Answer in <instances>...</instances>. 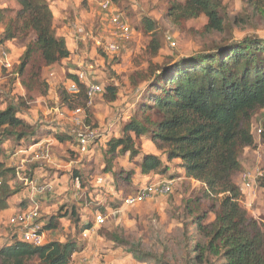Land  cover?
<instances>
[{
	"label": "rangeland",
	"instance_id": "374dc122",
	"mask_svg": "<svg viewBox=\"0 0 264 264\" xmlns=\"http://www.w3.org/2000/svg\"><path fill=\"white\" fill-rule=\"evenodd\" d=\"M186 1L114 0L134 35L121 53L109 55L103 50L111 40L109 23L97 0H51V6L58 16L57 29L61 33L63 29L72 31L74 54L71 60L44 70L41 79L33 83L31 92L23 82L28 83L33 79L32 73L37 71L33 66L39 67L40 60L36 58L20 77L18 71L24 54L23 44L8 42L4 45L14 61V67L8 72L0 66V112L11 107L16 109L17 117L32 125L37 134L21 141L15 137H0L4 151L1 162L4 169L9 171L5 176L11 181L13 189L21 192L10 199V209L0 211V249L21 241L19 230L11 225V221L36 204L40 207L38 222L43 227L50 221L58 223L55 231L44 230L47 242L75 239L80 248L89 247L86 243L90 238L85 241L82 234L94 227L97 213L106 215V224L96 228L97 242L71 264L150 263L149 257H146L147 263L138 261L129 252L131 247L116 245L107 238L116 232L140 244L141 247L134 248L136 251L139 248L162 251V244H169V237L179 226L174 214L179 211L183 199L198 195L201 185L186 180L181 162L167 160L148 135L135 138L139 156L118 154L111 166L107 164L108 144L113 138L123 136L124 126L138 113L140 103L146 102L144 92L151 80L146 82L145 78L150 75L151 64H174L191 56L211 53L226 40L241 42L255 37L264 40V18L256 15L246 0L222 1L221 15L227 28L220 35L205 32L208 23L205 15L174 24L169 17L170 7L173 3ZM19 8L15 0H0V12L9 11L6 13L7 21L15 17L12 11L16 12ZM147 20L156 23L152 33L144 30ZM3 33L4 25L0 21V37ZM157 46L159 49L156 51ZM80 73L84 75L83 81L104 88L89 106L87 101L73 105L71 100L63 99V96L68 97L66 90L72 82L71 77ZM108 86L118 88L117 101L107 100L105 88ZM74 108H83L86 128L97 130L101 135L91 145L88 155L78 152L73 136V130L78 128L73 122ZM263 125L264 110L254 116L253 134L256 141L260 139L258 132ZM57 133L73 138L63 143L55 138ZM257 142L249 150L246 161V153L242 156L241 161L246 167L239 174L264 169V145ZM257 153L260 162L256 159ZM146 154L162 158L161 172L146 176L142 174L140 165ZM129 176L130 185L124 181ZM235 181L239 183L238 179ZM156 182L172 183V192L135 207L124 206L126 197L136 195L140 188ZM32 184L37 188L51 185L53 191L33 197ZM256 185L260 195L247 212L249 217L264 224V178L258 179ZM24 203L27 204L25 208L21 207ZM243 207L247 209L246 205ZM212 219L213 216L209 218Z\"/></svg>",
	"mask_w": 264,
	"mask_h": 264
},
{
	"label": "trees",
	"instance_id": "16d2710c",
	"mask_svg": "<svg viewBox=\"0 0 264 264\" xmlns=\"http://www.w3.org/2000/svg\"><path fill=\"white\" fill-rule=\"evenodd\" d=\"M15 1L20 8L12 11L14 18L7 21L8 9L0 12L4 25L0 46L8 42L23 44L20 77L36 58L40 60L39 67L33 66L37 69L32 73L33 79L23 82L31 92L44 70L61 64L72 54L66 39L58 35L49 0ZM222 1L173 3L169 17L179 24L205 15L208 19L205 32L220 35L227 28L221 15ZM246 1L256 15L264 18V0ZM155 25L145 21V32H154ZM149 74L145 78L146 82L151 80L144 92L146 102L140 103L138 113L124 126L123 136L109 142L107 164L111 166L118 154L139 156L135 138L148 135L167 160L181 162L186 180L201 187L198 195L182 200L173 216L179 226L169 237V244H162V251L140 248L136 251L134 248L141 245L119 232L107 238L116 245L131 247L129 252L144 263L149 257L151 264H264V224L249 217L241 203V188L235 183V177L243 170L241 159L245 150L255 147L254 116L264 110V40L257 37L241 42L226 40L211 53L174 64H151ZM71 81L80 91L77 95L66 93L64 101L71 100L73 105L88 101L87 85L75 74ZM105 90L109 102L117 101V87L108 86ZM17 114L12 107L0 112V137L21 141L36 136L33 126ZM262 129L264 145V125ZM55 138L64 143L73 136L57 133ZM3 154L0 143L1 212L10 209V199L21 193L13 189L5 176L9 171L1 162ZM140 168L145 176L161 172L162 158L146 154ZM124 181L132 184L130 176ZM26 206L24 203L21 207ZM211 216L213 219L209 220ZM56 229V221L44 227L47 231ZM78 249L75 239L51 241L41 247L16 241L0 249V264H71Z\"/></svg>",
	"mask_w": 264,
	"mask_h": 264
},
{
	"label": "built area",
	"instance_id": "2783aa9c",
	"mask_svg": "<svg viewBox=\"0 0 264 264\" xmlns=\"http://www.w3.org/2000/svg\"><path fill=\"white\" fill-rule=\"evenodd\" d=\"M103 13L106 14L107 21L110 29V42L104 45L103 50L109 55H118L122 52L123 47L132 41L134 32L126 19L122 11L116 6L114 0H97ZM0 66L7 70L12 71L14 67V61L9 51L0 46ZM82 83L87 85V97L89 106L92 104V100L98 95L102 94L103 87L95 83H87L84 80L83 73L77 75ZM71 95H77L80 91L78 85L75 82H71L66 90ZM85 110L83 108H76L73 111V122L75 130H73V136L76 138L78 152L81 155H88L91 150V145L100 138V133L97 130L86 128L87 121H84ZM263 129H259V136L261 137ZM260 178H264V169L257 168L253 170H247L241 174V191H249L253 195H257V181ZM172 183L162 182L146 185L139 189L136 195L128 196L123 200L125 207H135L143 202L155 199L160 196H164L172 192ZM31 188L33 197L38 194H44L53 191L51 185H43L37 188L32 184ZM34 202V201H33ZM40 218V207L36 204L29 210L18 214L12 219V226L19 230L21 241L28 243L35 247H41L47 243V237L44 232V227L38 220ZM107 217L103 214H98L94 219V227L98 228L106 224ZM89 232L83 233L84 238L89 237ZM86 262V261H85ZM84 264H88L87 262Z\"/></svg>",
	"mask_w": 264,
	"mask_h": 264
},
{
	"label": "crops",
	"instance_id": "0c3cea01",
	"mask_svg": "<svg viewBox=\"0 0 264 264\" xmlns=\"http://www.w3.org/2000/svg\"><path fill=\"white\" fill-rule=\"evenodd\" d=\"M51 0H49V2H50ZM57 1H62V0H57ZM50 5H51V2H50ZM20 7V6H19ZM51 9H52V11H53V14H54V18H55V24H56V21H57V19H58V16L55 14V11H54V8L51 6ZM17 10V9H16ZM19 10V9H18ZM57 31H58V34L60 35V36H62V37H64L65 39H66V41H67V45H68V48H69V50H70V52H71V54L73 55L74 54V45H75V43H74V39H73V34H72V31H65V29H63V32L61 33V31L60 30H58L57 29ZM72 55H71V57H72ZM71 57L69 58V59H67V60H71ZM65 61V60H64ZM63 61V62H64ZM62 62V63H63ZM50 68H52V67H50ZM260 139L259 140H257V141H260L261 143H262V140H261V137H259ZM42 139H44V137H42ZM256 141V138H255V146H256V144L258 143ZM263 145V144H262ZM254 148V147H253ZM253 148H248V149H246L245 150V153H246V155H245V157H244V160L246 161V158H247V154H248V152H249V150H251V149H253ZM258 154L259 153H257L256 154V159L258 158L259 159V162H260V156L258 157ZM242 166H243V168H245L246 167V164L244 163V162H242ZM183 174H184V172H183ZM235 179H238L239 180V183L237 184L239 187H241V174H238L236 177H235ZM161 182V181H160ZM192 182H194V181H192ZM156 183H159V182H156ZM235 183H236V181H235ZM154 184V183H153ZM197 184H199V183H197ZM259 195H260V193L258 192L257 193V195H253L252 193H250L249 191H244L243 192V196H242V206H245L246 205V210H248V211H250V209H251V207H253L254 205L253 204H255V200H257V198L259 197ZM11 205V204H10ZM45 224V223H44ZM46 225V224H45ZM86 231H88L89 233V237L88 238H90L89 240V242H87L86 243V246H89V247H86V248H83V246L80 248V245H79V249H78V251H77V253L74 255V257H73V260H72V262L71 263H73L75 260H76V258H78V256H81L82 255V253L83 252H85L87 249L89 250V248H91L92 247V245H94L95 244V242H97V240L95 239V236H96V227H93V228H90V229H87V230H85L84 232H86ZM83 232V233H84ZM83 235V234H82ZM88 238H84V240L85 241H87V239ZM89 243V244H88ZM94 243V244H93ZM85 244V243H84ZM92 249V248H91ZM103 249V248H102Z\"/></svg>",
	"mask_w": 264,
	"mask_h": 264
}]
</instances>
